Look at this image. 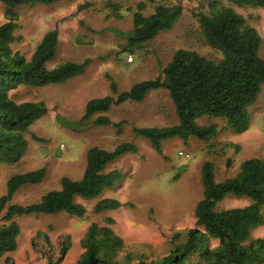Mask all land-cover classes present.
Returning a JSON list of instances; mask_svg holds the SVG:
<instances>
[{"label": "rangeland", "instance_id": "obj_1", "mask_svg": "<svg viewBox=\"0 0 264 264\" xmlns=\"http://www.w3.org/2000/svg\"><path fill=\"white\" fill-rule=\"evenodd\" d=\"M144 1L142 13H152L157 3L182 7L181 15L169 29L161 30L141 47L129 49L128 35L137 3ZM60 0L44 4H24L14 8L17 15L14 51L29 58L43 34L57 26L59 42L48 68L64 62L88 60L83 72L66 81L46 86H19L10 93L17 102L41 101L47 112L26 134L27 149L16 164H0V196L8 178L39 168L45 169L41 182L20 187L12 202L28 204L49 190L59 189L62 177L79 180L90 148L113 151L121 143H133L136 151H125L110 161L104 172L118 171L119 183L105 188L95 198L76 201L85 206L82 216L64 212L16 216L19 225L17 248L0 257V264H76L83 251L81 239L91 223L110 225L121 242L109 255L120 264L138 260L157 261L185 241L195 226L194 208L202 198L201 170L204 162L213 164L215 181L234 176L240 163L264 155V83L248 107L249 126L240 133L226 127L217 117H202L198 124H217V133L208 142L197 137L163 139L157 152L148 138L135 128L168 127L178 117L166 90L151 89L140 101L112 104L109 110L84 118L86 103L93 98L129 90L137 82L161 74L178 49L193 50L210 59L219 54L204 41L197 13L208 11L206 0ZM263 39L259 55L264 59V8L237 7ZM5 20L0 2V23ZM129 57L132 60H129ZM112 82L116 86L113 91ZM108 122H97L100 117ZM38 137V139L34 138ZM182 152L183 155H180ZM115 198L117 209L96 212L101 198ZM244 196H227L217 208L244 206ZM264 215V205L261 206ZM264 238V224L255 227L251 238ZM68 238L62 261L61 241ZM217 244L210 241V246ZM8 257L10 263L5 262Z\"/></svg>", "mask_w": 264, "mask_h": 264}, {"label": "trees", "instance_id": "obj_2", "mask_svg": "<svg viewBox=\"0 0 264 264\" xmlns=\"http://www.w3.org/2000/svg\"><path fill=\"white\" fill-rule=\"evenodd\" d=\"M60 0H0L4 6L5 20L0 23V164L18 163L26 149L31 125L46 112L41 101L17 102L11 91L19 86H46L66 81L83 72L88 60L80 63L64 62L48 68L59 42L57 26L47 30L29 58L11 48L17 28L14 8L24 4H52ZM155 4V0H148ZM208 11L197 13L198 23L205 43L219 54L210 59L193 50H176L160 75L143 80L129 90L86 103L84 118L96 112L109 110L112 104L126 100L140 101L151 89L166 90L171 99L178 123L168 127L135 128L148 138L157 152L161 141L171 137L184 140L197 137L208 142L217 133V124H198L197 119L217 117L236 133L249 126L248 107L255 101L264 83V59L259 55L263 39L253 26L238 13L237 7L264 8V0H206ZM146 4L137 3L133 14V28L128 35L129 49L141 47L161 30L169 29L181 15L179 4L157 3L150 14L142 13ZM111 87L116 91L112 82ZM97 122H108L100 117ZM34 138L38 139V137ZM136 151L133 143H121L113 151L90 148L86 166L79 180L62 177L60 188L45 192L37 201L20 204L12 202L15 192L27 184H36L45 176V169L11 175L6 182V192L0 196V257L17 248L19 225L16 216L27 214H55L64 212L82 216L85 206L76 201L97 197L105 188L119 183L118 171L104 172L106 165L124 153ZM202 198L194 208L195 226L186 233L185 241L157 261L138 260L132 264H264V238H251L252 230L264 224L261 206L264 205V155L248 158L240 163L238 172L215 181L213 164L204 162L201 170ZM227 196H244V206L217 208ZM122 203L111 197L101 198L94 211L117 209ZM107 225L91 223L81 239L83 248L76 264H120L109 258L120 238ZM217 244L210 246V241ZM68 238L61 241L59 257L63 260ZM8 257L5 262L10 263Z\"/></svg>", "mask_w": 264, "mask_h": 264}, {"label": "built area", "instance_id": "obj_3", "mask_svg": "<svg viewBox=\"0 0 264 264\" xmlns=\"http://www.w3.org/2000/svg\"><path fill=\"white\" fill-rule=\"evenodd\" d=\"M129 60H132V58H131V57H129ZM179 154H180V155H183V153H182V152H179Z\"/></svg>", "mask_w": 264, "mask_h": 264}]
</instances>
